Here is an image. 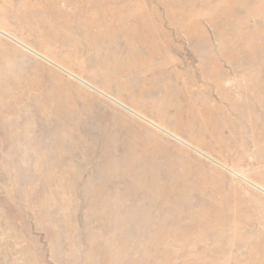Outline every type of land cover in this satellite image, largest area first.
Masks as SVG:
<instances>
[{
	"label": "rangeland",
	"instance_id": "rangeland-1",
	"mask_svg": "<svg viewBox=\"0 0 264 264\" xmlns=\"http://www.w3.org/2000/svg\"><path fill=\"white\" fill-rule=\"evenodd\" d=\"M0 264H264V0H0Z\"/></svg>",
	"mask_w": 264,
	"mask_h": 264
},
{
	"label": "bare ground",
	"instance_id": "bare-ground-1",
	"mask_svg": "<svg viewBox=\"0 0 264 264\" xmlns=\"http://www.w3.org/2000/svg\"><path fill=\"white\" fill-rule=\"evenodd\" d=\"M246 104H247V103H246ZM249 121H250V120H249ZM249 121H248V122H249Z\"/></svg>",
	"mask_w": 264,
	"mask_h": 264
}]
</instances>
